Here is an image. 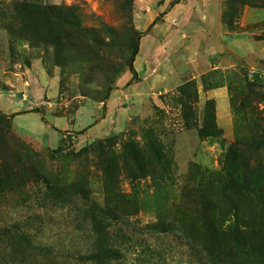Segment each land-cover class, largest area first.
I'll list each match as a JSON object with an SVG mask.
<instances>
[{
  "label": "rangeland",
  "instance_id": "obj_1",
  "mask_svg": "<svg viewBox=\"0 0 264 264\" xmlns=\"http://www.w3.org/2000/svg\"><path fill=\"white\" fill-rule=\"evenodd\" d=\"M0 113V264H264V0H0Z\"/></svg>",
  "mask_w": 264,
  "mask_h": 264
},
{
  "label": "trees",
  "instance_id": "obj_2",
  "mask_svg": "<svg viewBox=\"0 0 264 264\" xmlns=\"http://www.w3.org/2000/svg\"><path fill=\"white\" fill-rule=\"evenodd\" d=\"M137 52H138V47L136 46V48L134 49V52H133V55H132V58L131 60L133 61L135 59V56L137 55ZM130 71L132 72L133 74V77L131 79V82H133L136 78H137V73L134 69V66H133V62L130 64ZM7 117L4 116L3 114L0 113V144L5 147L7 142H6V136H8L11 131V127L8 125V122H7ZM1 160H3V157L0 156ZM4 171V162L1 161L0 163V174L2 175L3 171ZM164 231L163 232H168L170 229L168 227H166L165 229H163ZM116 255V253L114 252H111V251H104L103 253H99L98 255L95 256L96 259H100V263H103L105 264L106 262L110 261V258L114 257Z\"/></svg>",
  "mask_w": 264,
  "mask_h": 264
}]
</instances>
